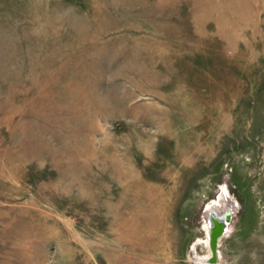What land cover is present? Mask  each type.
Wrapping results in <instances>:
<instances>
[{"label": "rangeland", "instance_id": "1", "mask_svg": "<svg viewBox=\"0 0 264 264\" xmlns=\"http://www.w3.org/2000/svg\"><path fill=\"white\" fill-rule=\"evenodd\" d=\"M141 153L177 178L167 264L219 211L216 263L264 264V0H0V264H97L95 191Z\"/></svg>", "mask_w": 264, "mask_h": 264}, {"label": "bare ground", "instance_id": "2", "mask_svg": "<svg viewBox=\"0 0 264 264\" xmlns=\"http://www.w3.org/2000/svg\"><path fill=\"white\" fill-rule=\"evenodd\" d=\"M133 161L144 167V173H141L142 176L137 174L131 178L125 177L121 161L115 158L114 162L111 163L110 173L107 174L110 180L106 189L107 198H103L101 189L95 191L94 209L97 220H100L102 214H105L108 220L103 226L107 235L102 237V242L94 247V251H97L100 255L97 264H105L106 259L113 257L112 249L117 246H124L130 261H136L137 264H167L170 259L166 252L164 254L156 250L158 248L156 241L162 236V221L164 218V215L162 217L158 209L164 195L166 198L168 197V189L174 186L172 183L177 178H171V175L163 177L154 161H149L145 154L144 158L142 153L138 157L135 155ZM150 176L155 180L150 181ZM165 181H168L169 184H165ZM213 203L210 202L207 209L212 206L214 208L216 204ZM203 223L206 236L200 239L201 243H196L194 247L198 253L199 247L202 246L207 250V254L201 256L195 252L194 256L200 261L199 264H219L216 263L218 260L217 250L215 252V249L218 245L221 246L224 234L226 237L230 236V214H222L221 211L215 214L208 213L206 221ZM120 230H125L126 236H121L116 240L113 238V233H118ZM213 235L218 237L216 238L215 248L211 246ZM80 255L82 254L80 253ZM139 258L140 260H138ZM82 259L87 263L89 262V258L86 256H83ZM130 261L125 260L124 264H131Z\"/></svg>", "mask_w": 264, "mask_h": 264}, {"label": "water", "instance_id": "3", "mask_svg": "<svg viewBox=\"0 0 264 264\" xmlns=\"http://www.w3.org/2000/svg\"><path fill=\"white\" fill-rule=\"evenodd\" d=\"M216 238H218L217 237V235H213L212 236V239H211V246H213L214 248H215V244H216ZM213 242V243H212ZM213 244V245H212ZM216 250H217V248L215 249V252H216ZM214 251V250H213ZM213 255V254H212ZM214 257V256H213Z\"/></svg>", "mask_w": 264, "mask_h": 264}]
</instances>
